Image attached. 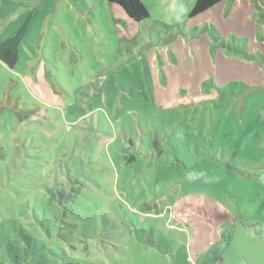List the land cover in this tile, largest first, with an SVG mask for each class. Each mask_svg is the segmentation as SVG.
<instances>
[{
    "label": "rangeland",
    "instance_id": "rangeland-1",
    "mask_svg": "<svg viewBox=\"0 0 264 264\" xmlns=\"http://www.w3.org/2000/svg\"><path fill=\"white\" fill-rule=\"evenodd\" d=\"M140 1L142 22L102 0H0V43L33 11L0 101L38 110L0 107V264H264L252 20L218 34L195 0Z\"/></svg>",
    "mask_w": 264,
    "mask_h": 264
},
{
    "label": "trees",
    "instance_id": "trees-1",
    "mask_svg": "<svg viewBox=\"0 0 264 264\" xmlns=\"http://www.w3.org/2000/svg\"><path fill=\"white\" fill-rule=\"evenodd\" d=\"M111 6H118L125 15L134 22H142L148 18V12L140 0H104ZM224 0H195L189 17L200 15L218 3ZM33 17V11L30 12L22 24L19 26L15 34L0 43V62L9 69H13L18 62L19 53L22 42L27 35L29 26ZM0 107H7L14 111L19 120L27 119L30 116H37L36 107L27 109L24 103L19 102L18 97H10L6 94V98L0 101Z\"/></svg>",
    "mask_w": 264,
    "mask_h": 264
},
{
    "label": "crops",
    "instance_id": "crops-1",
    "mask_svg": "<svg viewBox=\"0 0 264 264\" xmlns=\"http://www.w3.org/2000/svg\"><path fill=\"white\" fill-rule=\"evenodd\" d=\"M102 1L104 2V6H108L104 0H102ZM113 7L111 5H110V7H108L109 13L111 16L113 13L118 12V11H115L113 9ZM261 9L264 10V0H263V2H261V0H224L220 3H218L217 5H215L214 7H212L211 9H209L208 11L204 12L203 14L208 17V20L210 21V26L218 34L221 31V25L223 24V22L226 21L227 18L231 19L232 23L238 24V21L234 20L235 18L238 17L239 19H242V22H244L245 20H247V18L250 17L252 20V29L250 30V26L248 28H249V33H251V34H250V36L246 35L244 38H239L238 41L241 42L240 46H243L242 48H244L245 50L247 49L248 51L251 50L250 52H252V55L254 56V52L256 51L255 50L256 48H260V50L264 51V39H262L263 41H261L260 44H258L259 42L256 39V34L258 32H259L258 35L260 34L261 36H264V27H262L263 24L260 26L255 25V21L257 19V18L255 19V16L257 17V12L255 13V11H259ZM105 19H106V17L104 15L103 16V22L104 23H105ZM22 22H23V20H22ZM22 22H20V25L22 24ZM30 25H31V23H30ZM26 36H25V38H26ZM227 42L229 43V40ZM263 55L264 54H262L261 58L264 61ZM219 263L227 264L224 261L219 262L217 260L211 262V264H219Z\"/></svg>",
    "mask_w": 264,
    "mask_h": 264
},
{
    "label": "built area",
    "instance_id": "built-area-1",
    "mask_svg": "<svg viewBox=\"0 0 264 264\" xmlns=\"http://www.w3.org/2000/svg\"><path fill=\"white\" fill-rule=\"evenodd\" d=\"M219 264H225V263H219Z\"/></svg>",
    "mask_w": 264,
    "mask_h": 264
}]
</instances>
